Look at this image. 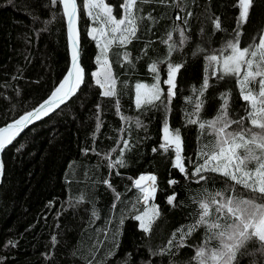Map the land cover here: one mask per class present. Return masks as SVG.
<instances>
[{"label": "trees", "instance_id": "trees-1", "mask_svg": "<svg viewBox=\"0 0 264 264\" xmlns=\"http://www.w3.org/2000/svg\"><path fill=\"white\" fill-rule=\"evenodd\" d=\"M104 2L123 18L125 0ZM83 3L77 0L83 82L64 104L13 139L1 157L0 264H198L193 257L207 239L204 228L187 237L185 247L167 250L168 241L173 233L174 244L180 241L177 229L195 223L206 192L223 191L231 181L204 173L207 179L197 183L192 173L213 137L189 118L214 119L225 93L229 116H246L236 78L212 75L207 57L220 55L238 27L242 46L258 42L264 0H253L242 25L237 24L239 0H138L135 37L108 51L113 96H104L92 76L100 70V48L89 33L100 24L89 19ZM63 12L60 0H0V127L38 108L66 76L71 57ZM169 64L181 66L171 98L164 83ZM157 75L161 100L138 107L136 85L150 86ZM205 79L208 87L201 94ZM165 123L180 132L187 176L173 166L174 146L162 147ZM121 159L123 165L116 163ZM142 175L156 177L147 205H155L160 215L150 233L135 219L146 207L134 185ZM236 194L250 195L240 186ZM238 264H264V248L253 242Z\"/></svg>", "mask_w": 264, "mask_h": 264}, {"label": "snow or ice", "instance_id": "snow-or-ice-1", "mask_svg": "<svg viewBox=\"0 0 264 264\" xmlns=\"http://www.w3.org/2000/svg\"><path fill=\"white\" fill-rule=\"evenodd\" d=\"M57 0H52L55 4ZM63 6L64 15L67 17L68 38L71 44V69L64 80L51 93L48 99L40 104L34 111H30L7 124L0 127V151H2L12 140L23 131L25 127L41 116L64 104L83 82L84 69L80 66L78 50V20L77 0H60ZM138 0H125L123 4L124 16L118 19L113 15L112 7L104 0H84L83 7L87 15L98 22L101 27L93 28L89 35L97 41L100 48V55L96 61L100 64V70L93 72L96 83L103 91L104 96L115 95V80L112 78L108 63V51L113 44L124 46L135 37L138 20L141 17L136 15ZM253 0H239L238 25L246 23ZM191 15V13H189ZM179 19V17H177ZM215 28H221L218 19L213 21ZM239 27L236 36L229 41L220 55H210L209 67H213L212 75L221 74V78L232 76L236 78L240 98L246 102V116L232 119L228 113V93L223 94L225 100L217 116L209 121H199L189 118V123L199 124L201 133L208 131L213 140L203 145L199 158L203 163L195 166L192 173L198 177L197 183L207 179L204 173H215L224 177L230 184L223 190L214 193H207L198 202V219L194 224L177 229L180 234V241H175L176 233L168 241V249L172 247L181 248L187 245L184 240L191 236L198 228H204L207 239L201 247L196 249L193 259L198 264H238V256L243 255L250 244L255 242L260 248H264V31L261 32L258 42L255 40L247 46H242L239 40ZM181 43L183 32H181ZM171 38V37H170ZM173 46H170L172 50ZM228 54L225 55L224 52ZM180 65H168V77L164 81L167 84V97L175 95V76ZM156 73V66L151 68ZM101 77L103 79H101ZM256 86V87H253ZM208 87V80L205 79L201 87V94ZM137 106L141 104H152L160 101L164 90L160 87L159 76H156V83L152 85L137 84ZM144 89V92H141ZM200 104L196 105L197 112ZM195 113H193L194 115ZM245 121L250 126H245ZM236 125V128H233ZM165 145L162 147L175 148L174 167L180 173L187 176L188 170L182 158V140L179 130H170L167 123L164 126ZM128 147L127 141L121 148V153ZM116 163L123 165V160ZM255 164L249 168V164ZM111 166V165H110ZM2 167V166H0ZM151 182V183H146ZM156 177L154 175L140 176L134 181V185L140 190L142 200L146 205L145 211L135 217L140 221V227L145 233H150L152 225L159 217V209L153 205L149 210L147 202L153 198L156 191ZM107 183V181H105ZM176 183V181H170ZM236 186H240L250 195L236 194ZM176 197L170 196L168 203L173 204ZM213 209L215 218H213ZM215 246L208 248L210 242ZM11 243V242H9ZM166 249H161V253Z\"/></svg>", "mask_w": 264, "mask_h": 264}, {"label": "water", "instance_id": "water-1", "mask_svg": "<svg viewBox=\"0 0 264 264\" xmlns=\"http://www.w3.org/2000/svg\"><path fill=\"white\" fill-rule=\"evenodd\" d=\"M64 13V12H63ZM65 20H66V29H67V38L66 39H68V47H69V51L68 52H70V57H71V52H72V49H71V44H70V41H69V38H68V23H67V17L65 16ZM78 20H77V22H76V28H77V30H78ZM78 50H79V44H78ZM78 62H79V64H80V60H78ZM69 65H70V68H69V70L71 69V63H69ZM69 70H68V72H69ZM67 72V73H68ZM67 75V74H66ZM63 78H65V77H63ZM64 80V79H63ZM55 110V109H54ZM53 110V111H54ZM53 111H51V112H49V114L48 115H46V116H49ZM46 116H41V118L39 119V120H34L31 124H29L27 127H29L30 125H32V124H34V123H36V122H38V121H40V120H42L44 117L46 118ZM5 127V126H4ZM27 127H25L23 130H25V129H27ZM20 133H22V132H20ZM19 133V134H20ZM19 135H17L16 137H18ZM15 137V138H16ZM14 138V139H15ZM6 148V147H5ZM5 148L2 150V151H0V166H2V167H0V183H2V179H3V174H4V172H3V170H4V166H3V162H2V159H1V157H2V155H3V152H4V150H5Z\"/></svg>", "mask_w": 264, "mask_h": 264}, {"label": "rangeland", "instance_id": "rangeland-1", "mask_svg": "<svg viewBox=\"0 0 264 264\" xmlns=\"http://www.w3.org/2000/svg\"><path fill=\"white\" fill-rule=\"evenodd\" d=\"M85 10V12L87 13V10L86 9H84ZM123 11H124V9H123ZM89 17V16H88ZM89 19L91 20V21H93V23L95 22L94 21V19L92 18V17H89ZM99 27H101V25L99 26ZM99 27H97V28H99ZM92 31V30H91ZM264 31V30H263ZM110 66V65H109ZM110 71H111V68H110ZM111 74H112V71H111ZM228 77H231V78H233L232 76H228ZM112 78H113V76H112ZM104 90V89H103ZM137 91V90H136ZM145 90L144 89H141V92H144ZM136 94H137V92H136ZM137 96V95H136ZM163 139H164V137H163ZM164 141H165V139H164ZM250 165V164H249ZM138 179V178H137ZM146 183H151V182H146ZM139 190V189H138ZM139 192H140V190H139ZM153 199V198H152ZM152 199H150L148 202H147V204H149L150 203V201L152 200ZM142 202V204L143 205H145V203L143 202V200L141 201ZM146 206V205H145ZM147 207H148V209L150 210L151 209V207L149 206V205H147ZM146 208V207H145ZM145 211V210H144Z\"/></svg>", "mask_w": 264, "mask_h": 264}]
</instances>
